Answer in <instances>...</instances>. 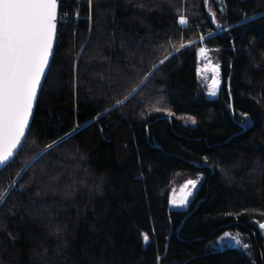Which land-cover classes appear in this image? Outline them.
Segmentation results:
<instances>
[{
  "label": "trees",
  "instance_id": "1",
  "mask_svg": "<svg viewBox=\"0 0 264 264\" xmlns=\"http://www.w3.org/2000/svg\"><path fill=\"white\" fill-rule=\"evenodd\" d=\"M61 12L26 140L0 170V264H264V0H62ZM201 45L221 66L215 96ZM200 174L171 209L172 185ZM226 231L252 253L211 247Z\"/></svg>",
  "mask_w": 264,
  "mask_h": 264
},
{
  "label": "snow or ice",
  "instance_id": "2",
  "mask_svg": "<svg viewBox=\"0 0 264 264\" xmlns=\"http://www.w3.org/2000/svg\"><path fill=\"white\" fill-rule=\"evenodd\" d=\"M88 3L91 10L93 0H88ZM61 7L62 0H0V170L18 154L19 148L23 146L22 142L26 140V130L30 129V118L38 99V90L42 88V80L46 79V70L50 69V59L54 57V46L59 39L58 25L61 23L60 17L65 15L61 12ZM242 15L244 21L252 19L246 14ZM74 18L78 19V15H74ZM212 23L215 24L216 29L227 30L216 23L215 17L212 18ZM179 24L182 26L187 24L183 15L179 18ZM214 35L215 33L211 31L207 37L201 35L199 42L213 38ZM252 43L254 44V41ZM172 47L175 48L174 45ZM184 47L183 44L180 45V49ZM178 51L179 49H176L165 59H161L158 65H154L151 72L138 81L132 96L123 101L117 99L113 108L105 109L104 112L99 113L94 117V121H98L104 115L127 104L145 86L148 79L159 71V67ZM198 55L206 58V68L203 71L212 73L208 88L209 95L215 96L220 85L221 66L219 63L213 64L207 60L209 53L205 47L198 49ZM197 71L202 70L198 68ZM161 110L160 108L155 109L157 112ZM169 114L171 115V113ZM244 116L245 120L241 121V124L247 127V114ZM192 123L194 124L195 120ZM79 128L80 126L77 124L71 133L48 145L46 149L36 153V156L41 157L53 147L65 142L66 139L76 134ZM204 159L207 167V158ZM212 171L215 172L214 166ZM221 171L225 178L231 179L227 169ZM197 185V180H187L181 187L179 198L173 195L170 204L176 208L187 207L195 195ZM10 187H15V181ZM6 194L7 192L0 193V203L4 201ZM259 228L264 230V223H260ZM9 235L11 236V233ZM12 238L14 239V237ZM143 239L147 242L148 235L145 234ZM233 243L237 246L242 245L244 250L249 248L248 243L242 244L238 236H233L229 232H224L223 236L211 247L228 248Z\"/></svg>",
  "mask_w": 264,
  "mask_h": 264
},
{
  "label": "rangeland",
  "instance_id": "3",
  "mask_svg": "<svg viewBox=\"0 0 264 264\" xmlns=\"http://www.w3.org/2000/svg\"><path fill=\"white\" fill-rule=\"evenodd\" d=\"M187 20V19H186ZM200 47H205L207 50H208V53H209V56L207 57V60H210L211 63L215 64V63H219L218 60H217V56L214 52L213 49L205 46V45H201ZM199 47V48H200ZM198 48V49H199ZM198 61H199V69H201L202 71L200 76L202 78V81H203V84L205 86V89H206V92L207 94L209 95V88H208V85L211 83V78H212V73L210 71H203V69L206 68V58H203V57H200L198 55ZM219 79H220V73H219ZM220 87V85H219ZM219 93V88L217 90V94L218 95ZM189 179H195L198 181V185L200 184L201 180L203 179V175L200 174V175H196L195 177H190V178H187L185 180H183L182 182H178V183H174L171 187V190H170V198H169V206L171 209H176V207H174L172 204H170V200L172 199L173 195H175L177 198H179V196L181 195V187L186 183L187 180ZM197 185V186H198ZM261 233L264 235V230L260 229ZM226 232H229L231 233L233 236H238L240 239H241V242L242 244L243 243H248L249 244V248L247 250H244L242 248V245L241 246H237L233 243L232 246H236V247H240L244 252H246L247 254H251L252 253V242L249 241L245 235L241 234L240 232H237V231H226ZM222 235H220L216 241H218L220 239V237H222ZM216 241L214 242V244L216 243ZM213 244V245H214ZM214 248H222V247H214Z\"/></svg>",
  "mask_w": 264,
  "mask_h": 264
},
{
  "label": "water",
  "instance_id": "4",
  "mask_svg": "<svg viewBox=\"0 0 264 264\" xmlns=\"http://www.w3.org/2000/svg\"><path fill=\"white\" fill-rule=\"evenodd\" d=\"M56 44H57V43H56ZM55 48H56V45L54 46V53H55ZM52 60H53V57L50 59V66H51ZM48 71H49V69L46 70L47 74H48ZM47 74H46V76H47ZM198 74H201V72H198ZM44 82H45V79L42 80V87H43ZM41 90H42V88H41L40 90H38V99H37V101L35 102L34 110H33V115H32V117L30 118V126H31V123H32V120H33V117H34V113H35V110H36V107H37V103H38V100H39V96H40ZM28 132H29V130H26V137H27ZM22 143H24V141H23ZM20 149H21V148H19L18 152L20 151ZM16 155H17V154H16ZM16 155L14 156V158L16 157ZM14 158H13V159H14ZM13 159H12V160H13ZM12 160H11V161H12ZM11 161H10V162H11ZM10 162H9V163H10ZM9 163H8V164H9ZM8 164H7V165H8ZM7 165H6V166H7ZM6 166H2V169H3L4 167H6Z\"/></svg>",
  "mask_w": 264,
  "mask_h": 264
},
{
  "label": "built area",
  "instance_id": "5",
  "mask_svg": "<svg viewBox=\"0 0 264 264\" xmlns=\"http://www.w3.org/2000/svg\"><path fill=\"white\" fill-rule=\"evenodd\" d=\"M60 19H61V17H60Z\"/></svg>",
  "mask_w": 264,
  "mask_h": 264
}]
</instances>
